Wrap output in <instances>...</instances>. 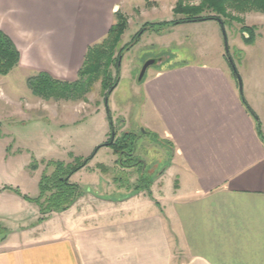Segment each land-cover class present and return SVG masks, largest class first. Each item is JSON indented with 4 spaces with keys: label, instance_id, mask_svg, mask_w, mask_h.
I'll list each match as a JSON object with an SVG mask.
<instances>
[{
    "label": "crops",
    "instance_id": "obj_1",
    "mask_svg": "<svg viewBox=\"0 0 264 264\" xmlns=\"http://www.w3.org/2000/svg\"><path fill=\"white\" fill-rule=\"evenodd\" d=\"M160 2L167 10L172 5L147 0L143 10ZM128 3L0 0V30L17 46L20 66L24 34L39 44L28 55L46 56V45L77 77L88 47L106 38L115 14L141 11ZM216 24L218 38L223 29ZM42 68L38 73L58 78ZM235 72L225 64H185L147 80L148 126L174 147L165 174L172 168L182 175L171 198L141 192L86 202L83 196L58 216L69 214L61 225L53 217L38 236L14 229L0 243V264H264V84L248 75L244 102ZM7 191L0 196L10 198Z\"/></svg>",
    "mask_w": 264,
    "mask_h": 264
},
{
    "label": "rangeland",
    "instance_id": "obj_2",
    "mask_svg": "<svg viewBox=\"0 0 264 264\" xmlns=\"http://www.w3.org/2000/svg\"><path fill=\"white\" fill-rule=\"evenodd\" d=\"M128 1V6L139 7L141 11L125 15L127 28L116 54L134 43L135 36L146 24L185 18L175 13L179 0H172V5L169 3V11L161 2L156 9L143 10L147 0ZM199 4L200 1L196 0L184 2L182 6L196 7ZM234 16L240 22L224 18L226 36L222 33L218 38L212 27L216 30L219 26L213 20H210L213 26L206 21L147 29L132 49L123 52L118 85L107 105L105 95L109 91L103 88L101 79L96 80L81 97L69 94V97L57 99L34 95L27 79L37 75L44 69L42 67L51 68L58 75L55 79L61 81L74 82L78 77L75 69L70 75L66 65L51 57L46 45H41L47 52L46 56L36 58L28 55L30 49L38 48L39 44L28 43L23 34V44L19 45L25 51L21 66L0 77V191L7 187V192H10V198L0 196V243L10 239L14 229L15 232L31 231L36 236L45 232L46 225L54 223L51 222L53 217L58 218L62 213H54L42 223L38 206L24 200L23 196L31 199L39 196L42 175L53 172V166H48L51 162L75 165L84 161L100 145L107 143L113 133L118 138L125 133L137 135L135 158L144 165L147 183L141 181L142 175L137 167H122L118 162L119 155L111 147L104 146L87 166L71 178V183L81 187L83 199L86 202L95 198L119 199L141 192L148 195L155 192L157 196L171 198L180 186L182 175L172 168L165 174L167 168L174 164V147L148 126L150 115L145 84L154 73L167 67L225 64L231 68L225 39L229 56L239 71L235 76L239 80L242 97H245L244 84H251L249 77L252 84H264V15L249 12L234 13ZM243 25L256 29V38L251 45L243 42L240 32ZM149 59H156L157 63L139 81L142 67ZM112 73L116 77L115 68H112ZM68 74L69 77L62 76ZM255 96L257 100L263 99ZM137 186L144 190L136 193ZM10 188L18 189L21 195ZM66 216L62 215L56 222L63 224Z\"/></svg>",
    "mask_w": 264,
    "mask_h": 264
},
{
    "label": "trees",
    "instance_id": "obj_3",
    "mask_svg": "<svg viewBox=\"0 0 264 264\" xmlns=\"http://www.w3.org/2000/svg\"><path fill=\"white\" fill-rule=\"evenodd\" d=\"M190 1L196 0H179L178 8L175 11L177 15L180 14L184 16V19L159 24H146L135 36L134 43L126 48H122L118 54H116L117 47L121 42V37L127 28L128 22L126 16L118 11L115 14V21L106 38L100 43L88 47L83 64L77 74L78 78L74 82L61 81L47 73L41 72L27 79L29 88L34 95L46 98L54 97L61 99L63 97H69V94H76L81 97L89 88H92V84L96 80L101 79L103 88L108 89V91L113 89L114 91L118 85L123 52L132 49L133 46L139 42L140 37L147 29H155L157 26L164 28L186 22H205L210 20L217 21L225 27L224 18L229 17V19L231 18L230 20L240 22V20H238L239 18L234 16V13L245 14L256 12L264 15V0H197L200 1V4L196 7L182 6L184 2ZM240 32L245 44L251 45L254 43L256 38V29L254 27L243 25ZM20 58V52L15 43L9 36L0 30V77L7 76L14 69L18 68L20 66ZM228 60H230L231 67L235 70L236 67L231 58L228 57ZM112 68L116 69V77L113 76ZM243 101L245 102L244 99ZM250 112L254 115L251 110ZM108 115L111 120L109 111ZM116 137L117 135L114 134V137H111L107 143L100 145L92 156L75 165H66L62 162H51L48 165L53 166V172L50 175L47 173L42 175L39 182V196L35 199L23 196L24 200L30 201L38 206L42 216L40 222H45L48 220L49 216L54 213L68 211L83 197L81 187L71 183V178L76 172L87 166L90 160L95 157L98 150L104 146L111 147L114 153L119 155L120 159H118V162H120L122 167H137L142 175L141 181L147 183L144 178L145 174H143L144 165L135 158L134 150L137 135L125 133L122 137ZM146 188L148 189V186H146ZM6 189L7 187L4 188V190ZM10 190L21 195L18 189L10 188ZM135 190L136 193H139L144 190V188L137 186Z\"/></svg>",
    "mask_w": 264,
    "mask_h": 264
},
{
    "label": "water",
    "instance_id": "obj_4",
    "mask_svg": "<svg viewBox=\"0 0 264 264\" xmlns=\"http://www.w3.org/2000/svg\"><path fill=\"white\" fill-rule=\"evenodd\" d=\"M220 24H221V23H220ZM221 26H222V29H223L224 36H226L225 31H224V26H223L222 24H221ZM225 41H226V46H227V48H226V50H227V54H228V57L230 58V56H229V48H228V45H227V40L225 39ZM156 63H157V60H156V59H149V60L143 65L142 70H141V73H140V76H139V81H142V80L144 79V77H145V75H146L148 69H149L151 66L155 65ZM112 92H113V89H111V90L108 92L107 96H106V99H105L106 105H107V103H108V98L110 97V95L112 94ZM108 111H109V110H108ZM111 125H112V124H111ZM112 137H114V133H113Z\"/></svg>",
    "mask_w": 264,
    "mask_h": 264
}]
</instances>
